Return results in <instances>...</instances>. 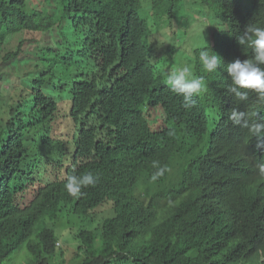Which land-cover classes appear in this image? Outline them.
<instances>
[{
  "label": "trees",
  "instance_id": "obj_1",
  "mask_svg": "<svg viewBox=\"0 0 264 264\" xmlns=\"http://www.w3.org/2000/svg\"><path fill=\"white\" fill-rule=\"evenodd\" d=\"M144 4L0 0V264H264V147L229 119L235 108L264 120V104L228 93L226 72L252 58L236 36L264 26V0ZM190 8L219 22L209 47L222 61L207 72L206 46L193 48L194 73L212 84L185 108L158 66L177 51L158 25ZM153 161L168 169L156 181ZM89 171L95 186L71 196L66 177ZM66 231L72 259L57 245Z\"/></svg>",
  "mask_w": 264,
  "mask_h": 264
},
{
  "label": "clouds",
  "instance_id": "obj_2",
  "mask_svg": "<svg viewBox=\"0 0 264 264\" xmlns=\"http://www.w3.org/2000/svg\"><path fill=\"white\" fill-rule=\"evenodd\" d=\"M236 39L240 46L250 47L253 56L243 61L236 59L226 65V72L231 80V84L227 86V92L234 95L238 101H246L249 98V91H252L256 93L258 101L264 104V67H262L264 65V26L248 24L244 31L236 36ZM206 45L199 50V62L204 70L213 72L220 66L222 58L207 43ZM193 67L194 63L193 65L189 63L169 72L166 76V84L172 92L183 97L185 108L193 107L196 103L194 97H198L207 87L203 77H197L194 73ZM204 95L206 97L204 101H208V94ZM209 113L210 110L206 115ZM229 119L234 125L247 129L250 136L256 138L257 147H264V120L250 121L246 112L235 108L231 110ZM152 167L155 169L151 176L153 181L168 171L167 167L161 166L159 161H153ZM258 168L259 173L264 175V163L258 164ZM97 179L91 171L81 175H68L64 187L71 196L78 197L82 194L83 188L95 186Z\"/></svg>",
  "mask_w": 264,
  "mask_h": 264
},
{
  "label": "rangeland",
  "instance_id": "obj_3",
  "mask_svg": "<svg viewBox=\"0 0 264 264\" xmlns=\"http://www.w3.org/2000/svg\"><path fill=\"white\" fill-rule=\"evenodd\" d=\"M144 10L146 14H149L151 9H150V0H145L144 4ZM191 12H189V15H187L186 18L182 19L181 18H174V19H169L167 18H162L160 20V23L158 27H164L163 29L167 28V31L170 34H173L174 36V43L176 44L177 51L175 55V59L171 60L165 59V57H160L159 64L158 66L160 69L165 71V75L171 71L176 70L177 68L184 67L185 65L189 64V57L191 54V51L193 50L194 47H200V46H210L212 44V30L214 29L215 24H219V22L214 19L213 17L210 16V14L207 12V10H201L200 8L195 9V8H190ZM144 14V12H143ZM154 20V18H151ZM157 27V28H158ZM29 38H37L41 37V35L38 34H33V33H28L26 35ZM55 36L57 37L58 35L55 33ZM162 38H165L163 35H161ZM204 37V39H203ZM191 65H193L192 62H190ZM194 68V67H193ZM18 75L12 76V84L6 83L5 87H10L13 84L18 85L19 81H17ZM195 75V74H194ZM206 90L201 93V95H204L205 93L210 92L211 90V84L212 81H206ZM70 111V102L65 101L62 102L61 104V113L63 115L62 118L59 120V124L61 127H66V133L71 134L73 129H74V124L73 122L69 121L68 115ZM108 206H105L104 208H99V210H96V213H94L95 216L101 217L99 221L102 220V218L107 215L108 213ZM80 223V220L77 221V224ZM62 230H58V233L61 235ZM60 243V244H58ZM58 247L63 248L64 252L66 253V256L68 259H72L76 252H77V239L74 236V231L69 232L66 231V234L60 237L58 242H57ZM58 249L57 253L59 254L62 252V249ZM60 255V254H59ZM57 260H61V258L58 256L56 258ZM61 262H55V264H60Z\"/></svg>",
  "mask_w": 264,
  "mask_h": 264
}]
</instances>
